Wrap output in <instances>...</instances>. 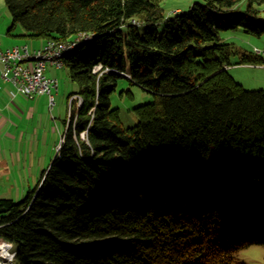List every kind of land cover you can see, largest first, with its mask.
Here are the masks:
<instances>
[{
	"label": "trees",
	"instance_id": "16d2710c",
	"mask_svg": "<svg viewBox=\"0 0 264 264\" xmlns=\"http://www.w3.org/2000/svg\"><path fill=\"white\" fill-rule=\"evenodd\" d=\"M240 1L165 17L161 0H4L24 37L89 34L64 54L78 90L59 149L23 198L0 199L10 264H245L237 251L264 243V90L228 72L233 54L264 59L220 35L263 34L264 0ZM119 77L155 96L130 128L111 107Z\"/></svg>",
	"mask_w": 264,
	"mask_h": 264
},
{
	"label": "rangeland",
	"instance_id": "374dc122",
	"mask_svg": "<svg viewBox=\"0 0 264 264\" xmlns=\"http://www.w3.org/2000/svg\"><path fill=\"white\" fill-rule=\"evenodd\" d=\"M195 1L202 0H161L163 14L169 17L177 11H184ZM248 1L241 0L236 9L246 10ZM254 7L264 16V3H255ZM162 26L163 23L158 25L159 32ZM23 34L22 26L13 22L4 0H0L2 47L22 42L30 44L32 39L24 37ZM220 35L224 41L242 52L252 53L256 48H264V33L252 35L243 28H238L223 30ZM239 59L238 54L231 55L229 74L246 90H264V64H254L261 67L244 66L236 64ZM126 71H129L128 67ZM48 73L58 81L57 91H54L55 104L51 110L48 108L47 95L40 94L32 98L18 93L13 95L14 87L3 80L0 73V199L18 201L23 198L36 186L42 171L59 149L62 120L68 112L71 100L68 101V96L78 90V84L70 79L68 68L65 66L59 69L53 67ZM73 97L80 104V97L76 94L71 98ZM110 99L111 107L118 109L120 124L124 128H130L138 120L136 107L155 101V96L130 83L128 78L119 77ZM81 135L83 136V133ZM0 244L5 245L1 240ZM8 250L15 254L12 244ZM236 258L245 264H264V243L253 242L239 249Z\"/></svg>",
	"mask_w": 264,
	"mask_h": 264
},
{
	"label": "built area",
	"instance_id": "2783aa9c",
	"mask_svg": "<svg viewBox=\"0 0 264 264\" xmlns=\"http://www.w3.org/2000/svg\"><path fill=\"white\" fill-rule=\"evenodd\" d=\"M85 38L86 36L78 37V41ZM53 41L56 40H50V42ZM69 48L70 45L61 44V49ZM57 50L50 49V46H44V49H30L26 44H24V47L14 45L8 48H2L0 45V73L2 79L14 87L15 92H12V94L18 93L29 98L40 94L47 95L48 108L51 110L55 104L54 91H57L58 81L56 78L48 76L46 69L48 66L59 69V66H56ZM36 53L49 55L50 63L48 65H27L25 55ZM253 53L264 57V48L261 50L256 48ZM4 243L6 246H11L9 243Z\"/></svg>",
	"mask_w": 264,
	"mask_h": 264
},
{
	"label": "bare ground",
	"instance_id": "6f19581e",
	"mask_svg": "<svg viewBox=\"0 0 264 264\" xmlns=\"http://www.w3.org/2000/svg\"><path fill=\"white\" fill-rule=\"evenodd\" d=\"M86 36L84 40H87L89 38V34H86L85 32H80L76 35V37L72 41H53L50 42V40H46L44 44L38 48L35 49H44V46H50V49H58L56 52V66H59V68H62L64 66V54L71 50L77 43H80L81 41H78V37ZM61 44H68L70 45L69 49H61ZM17 47H24V44H18L15 45ZM25 62L27 65H48L50 63V56L46 55L44 53H36V54H28L25 55ZM9 245H3L0 244V264H6L8 261L10 262L13 257L14 253H11L8 249Z\"/></svg>",
	"mask_w": 264,
	"mask_h": 264
},
{
	"label": "crops",
	"instance_id": "0c3cea01",
	"mask_svg": "<svg viewBox=\"0 0 264 264\" xmlns=\"http://www.w3.org/2000/svg\"><path fill=\"white\" fill-rule=\"evenodd\" d=\"M176 10H178V9H176ZM44 42H45V40H42V39H32L30 44L27 43V42H22V43H14V44H10V45H8V46H6V47H2L1 43H0V45H1L2 48H8V47H12V46H14V45H18V44H26V45H28V47H29L30 49H35V48H38V47L42 46V45L44 44ZM243 65H244V66H251V67H261V65H257V66H255L254 64H243ZM52 69H53L52 66H48L47 69H46V74H47L48 76L54 77L53 75H50V74L48 73V71H52ZM54 78H55V77H54ZM41 95H44V94H41Z\"/></svg>",
	"mask_w": 264,
	"mask_h": 264
}]
</instances>
